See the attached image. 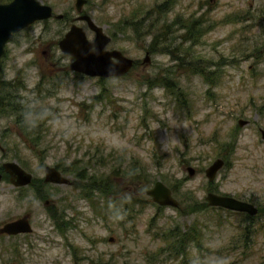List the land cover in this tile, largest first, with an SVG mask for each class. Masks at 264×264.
<instances>
[{
	"label": "rangeland",
	"instance_id": "374dc122",
	"mask_svg": "<svg viewBox=\"0 0 264 264\" xmlns=\"http://www.w3.org/2000/svg\"><path fill=\"white\" fill-rule=\"evenodd\" d=\"M38 1L62 18L31 23L1 60L0 79L15 77L19 98L0 106V163L15 161L33 180L25 196L0 181V223L27 212L31 225L28 234L0 236V264H182L153 251L163 233L149 222L202 226V248L187 264L263 263L264 228L251 229L253 253L242 257L243 215L191 205L212 191L252 203L264 219V0H85L81 12L110 37L106 48L134 61L123 76L101 80L69 71L56 47L74 0ZM128 17L144 19L133 31L120 23ZM75 24L91 41L85 23ZM33 120L43 121L38 141L22 130ZM221 155L209 182L203 170ZM43 165H57L74 186L42 187ZM156 180L177 207L139 196Z\"/></svg>",
	"mask_w": 264,
	"mask_h": 264
},
{
	"label": "water",
	"instance_id": "95a60500",
	"mask_svg": "<svg viewBox=\"0 0 264 264\" xmlns=\"http://www.w3.org/2000/svg\"><path fill=\"white\" fill-rule=\"evenodd\" d=\"M212 2L213 0H208ZM85 0H74L73 7L80 12ZM51 16V7L38 0H9L0 2V55L3 45L12 33H15L34 21L47 19ZM60 17V15H55ZM74 21H83L86 27L93 33L89 41L81 27L72 23L57 40V48L63 56L70 57L68 69L88 77H120L124 75L133 65V60L112 48L106 49L110 38L103 32L101 26L95 24L87 14H80ZM264 46V44H263ZM146 52L144 60H146ZM245 120L238 119L237 125L242 126ZM223 164L222 159H213L203 170L204 177L211 181L216 172ZM1 171L7 174L9 183L15 186L26 185L30 175L23 171L15 162L5 161L0 165ZM188 175H192V167L186 166ZM43 181L50 183H65L66 179L61 177L55 168L45 165L43 167ZM1 179V173H0ZM151 201L159 206L176 207L177 201L171 196L170 190L162 182L156 180L152 185L141 191ZM204 202L207 206L220 207L246 215H254L256 207L250 202L237 199L230 195L206 192ZM31 230L26 216L16 220L5 222L0 226V233L7 235L15 233H27ZM108 240H112L109 238Z\"/></svg>",
	"mask_w": 264,
	"mask_h": 264
},
{
	"label": "trees",
	"instance_id": "16d2710c",
	"mask_svg": "<svg viewBox=\"0 0 264 264\" xmlns=\"http://www.w3.org/2000/svg\"><path fill=\"white\" fill-rule=\"evenodd\" d=\"M8 0H0V2H6ZM144 18H142L143 20ZM139 19H135L134 17H128L127 19H123L120 23H122L123 25H128L133 31L136 30V28H138L140 26V21H137ZM187 21H182L181 22V26H183L185 28V32H187ZM142 26V24H141ZM189 26V25H188ZM149 32V30L147 31V33ZM161 36V34H157V35H152L151 37V42L150 45L152 46L154 43L157 42L158 37ZM185 37H183L182 41H186L187 37L184 34ZM103 78H99V80H101ZM14 107V106H12ZM21 113V112H20ZM17 122L19 123L23 117V114H18L17 115ZM32 117H37L36 115H32ZM41 122L43 123V121L41 120H33L32 123L30 124H24L22 126V130L24 133H28L29 134V138L33 141H38L41 136H40V130H41ZM32 134V135H31ZM32 146H35V143H31ZM221 158L224 159V156L221 155ZM56 166V165H55ZM83 170L78 174V176L80 177V179L83 178ZM82 177V178H81ZM135 183H138L141 186L142 180L136 179L134 180ZM143 187H141L142 189ZM140 189V190H141ZM139 196H145L143 194H139ZM128 199L133 198L132 196H127ZM126 202H124V208L126 206L125 204ZM114 205V203H113ZM208 207H206V205L204 203H194L191 205V210L192 211H197L200 209H207ZM218 210H221V208H217ZM227 212H229L228 210H226ZM231 212V211H230ZM243 215V222L244 225L239 227V231H238V238L240 239V247H241V254L240 256L244 257L245 255H250V253H253V244L256 241V237H254V233H256L255 235H257V232L260 229L264 228V219L262 220H256L257 215H258V209L255 215L249 216V215ZM129 212H125V218H129ZM255 222V224H254ZM254 224L255 227H253L252 225ZM255 228V229H254ZM148 230L151 229H160L158 232L163 233L162 237H160L161 239V245H158L153 251L161 254V253H166V255L168 257H171V259L173 261L182 263V264H187V256L190 253V251L194 248L196 251L200 250L202 247L201 244V238H202V226L201 225H196L193 224L189 227H187V229H185L184 231L182 229H180L177 226H170V227H165V228H156L152 222H149ZM251 229H254V233L251 231ZM257 230V232H256ZM155 236V235H153ZM152 236V237H153ZM234 240V239H233ZM235 241V240H234ZM237 241V240H236ZM258 264H264L263 263H258Z\"/></svg>",
	"mask_w": 264,
	"mask_h": 264
},
{
	"label": "flooded vegetation",
	"instance_id": "af4514ba",
	"mask_svg": "<svg viewBox=\"0 0 264 264\" xmlns=\"http://www.w3.org/2000/svg\"><path fill=\"white\" fill-rule=\"evenodd\" d=\"M7 2V1H6ZM75 11V10H74ZM76 12V11H75ZM80 14H82V12L80 11V12H76V15L74 16V17H71L68 21H69V25H68V27L72 24V23H74L75 24V22H77V21H74L75 20V17L77 16V15H80ZM84 14V13H83ZM55 15H60V17H55ZM62 16L63 15H61V14H53L52 13V9H51V16L49 17V18H47V19H50L51 17H54L55 19H61L62 18ZM44 20H46V19H44ZM79 22H83V21H79ZM29 26V25H28ZM28 26H26L25 28H23V29H21V30H19V31H17V32H15V33H12L10 36H9V38L7 39V41L5 42V44L3 45V49H2V53H1V55H0V69H1V65L3 64V63H1V60H2V58L4 57V54H5V52H6V48H5V45H6V43H8L9 41L10 42H13V43H16L17 42V39H15V37L20 33V32H22L24 29H26ZM67 27V28H68ZM26 50H29V51H31V48L30 47H27L26 48ZM42 54H44V52L42 51L41 52ZM63 57H66V56H63ZM69 61H70V58L69 57H66ZM47 63V62H46ZM20 79L21 78H18L16 81H18V82H16V84H19L20 83ZM13 81H15V77H13V78H10V79H0V106L1 107H10L11 106V102L12 101H14V100H16V101H18L17 99L19 98V95H18V92L15 90V87H13V85H14V83H13ZM13 106V105H12ZM4 150H3V148L0 146V152H3ZM8 161H10V160H8ZM5 162V161H4ZM13 162H15V161H13ZM3 163V162H2ZM16 163V162H15ZM21 169H23L18 163H16ZM0 165H1V163H0ZM45 165H43L42 166V168H41V171H42V179H41V183H42V187H45V185L47 184H53V183H50V182H44L43 181V167H44ZM57 166V165H56ZM56 166H52V167H54L55 169H56V171L58 172V174L61 176V177H64L65 179H66V182L65 183H61V184H57V185H61V186H65V187H73L74 186V182H72V181H70L68 178H67V176H65L64 174H62L63 172L60 170V169H58V168H56ZM23 171H25L26 173H28L29 175H30V180H29V182L26 184V185H21V186H15V185H13V184H11V183H9L8 182V180H7V174H5V173H3L2 171H1V167H0V173H1V179H0V181L2 180V179H6L7 180V182L10 184V186L12 187V188H14V190L15 191H20V190H24L20 195L21 196H25V194H26V192H25V188L24 187H26V186H28V185H30L31 183H32V176H31V174L28 172V171H26L25 169H23ZM76 180H77V184H78V178L76 177ZM46 185V186H47ZM73 185V186H72ZM41 189L39 190V194H37V195H40V196H42V195H44V192L43 193H41ZM86 196V195H85ZM51 204V201H49V200H47V199H44L43 200V205H44V207H46V208H50V205ZM28 214L29 213H23L22 215H20V216H16V217H13V218H10V219H6L5 221H3V222H1L0 223V226L3 224V223H5V222H9V221H13V220H16L17 218H20V217H22V216H26L27 217V221H28V223H29V226H30V228H31V225H30V222H29V216H28ZM31 232V230L29 231V232H27V233H22V232H19V233H15V234H10V235H7V234H4V233H0V236H14V237H16V236H18V235H24V234H28V233H30Z\"/></svg>",
	"mask_w": 264,
	"mask_h": 264
}]
</instances>
